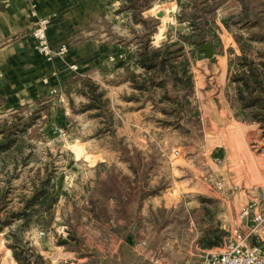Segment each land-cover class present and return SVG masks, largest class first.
Returning a JSON list of instances; mask_svg holds the SVG:
<instances>
[{
    "label": "rangeland",
    "instance_id": "rangeland-1",
    "mask_svg": "<svg viewBox=\"0 0 264 264\" xmlns=\"http://www.w3.org/2000/svg\"><path fill=\"white\" fill-rule=\"evenodd\" d=\"M167 1L139 0L137 5L143 17V11ZM175 1L176 19L168 26L165 38L158 39L156 34L161 27L157 13L143 17L144 25L104 21L98 30L106 33L105 41L131 43L136 49L146 39L151 47H159L192 29L202 31L217 54H225L222 103L217 101L219 92H213L211 98L204 92L211 90L209 74H203L195 89L199 80L195 75H201L193 61L189 69L193 88L188 100L195 113L193 109L173 111L176 104L153 107L139 95L138 106L146 104L148 110L134 122L138 126L133 122L128 126L133 132L138 129L135 139L127 131H119L125 122L122 114L128 108L126 104L103 97L107 102L102 107L87 109L86 103L71 99L69 87L63 89L69 98L66 105L59 102L58 90L51 89L50 101L43 98L15 111H0V123L33 116V123L18 137L20 149L0 157V205L7 191L6 207L0 208V226L3 219H10L0 229V264H20L14 251L27 264H52L46 252L53 251L55 245L74 252L66 253L68 256L61 257L58 264H82L71 262L69 257L74 254L86 258L85 264H153L151 256L198 264L205 252L219 250L230 231L237 228L229 227V209L235 220L241 207L255 200L251 198H257L264 207V120H250L252 110L240 109L237 82L232 81L242 72V53L255 63L264 60V0ZM192 19L196 28L191 27ZM114 29L121 34L113 33ZM191 49L185 45L188 56ZM258 69L264 73V69ZM79 78L80 88L89 99L87 82L91 78ZM124 79H128L127 73L117 81ZM73 84H78L77 79ZM101 91L105 94L97 85L95 94ZM221 107L223 116L217 113ZM94 136L101 139L115 162L96 165L99 178L91 190L84 183L90 176L82 158L101 156V151L95 153L89 145ZM47 172L51 174L49 191L54 202L46 211L33 213L23 227V219H12L10 213L22 206L23 199L32 193L33 182L37 184ZM219 181L222 190L216 189ZM142 185L155 194L140 198ZM131 200L135 204L130 207L126 202ZM45 241L50 242L49 249L43 246ZM207 241L217 243L210 246Z\"/></svg>",
    "mask_w": 264,
    "mask_h": 264
},
{
    "label": "crops",
    "instance_id": "crops-1",
    "mask_svg": "<svg viewBox=\"0 0 264 264\" xmlns=\"http://www.w3.org/2000/svg\"><path fill=\"white\" fill-rule=\"evenodd\" d=\"M30 1L0 0V111H15L25 104H36L37 101L43 98L46 101H50L53 98L50 96L51 89L58 90V95H60L59 102H63L66 105L69 102V98L63 94V89L66 87L72 89L71 99L88 104L89 99L85 96L86 92H82L84 89L80 88L79 82L81 80L79 77L85 75L91 78L99 88L101 87L105 90L103 97H107L116 104L124 103L128 106L127 110L122 114L125 122H122V127H119V131H127L128 135L135 139V136L138 135V129L133 132L128 126H131V122H137V118L141 114L146 113L148 107H145L146 104L138 106L140 103L136 100V97L140 94L131 87L128 79L117 81L127 72L143 73V69L134 63L135 45L105 41L108 38L106 33L98 30L100 23L104 21L113 25L124 21L133 22L131 12L124 9L127 1L32 0L35 4L36 16L31 14L32 6ZM158 1L161 0H152L150 3ZM168 5L173 6L171 9H164ZM177 7L175 0H168L161 5H154L142 12L143 17L151 16L160 11L163 12L159 19L161 27H158L156 33L158 39L165 38L168 26L175 22ZM153 8H156L157 11L153 12ZM40 16L51 17L48 29L49 42L53 48H57L62 44L66 45L67 53L64 57L54 56L51 60H46L33 49L31 30L35 19ZM180 25H184V23H178V26ZM112 32L121 34L119 30L115 29ZM213 59L215 61L211 62ZM225 59V54H217L213 50L205 58H200L195 62L197 67L195 71L201 75H195V78L199 79L196 81L195 89L200 86L198 81L202 80L203 74H209L211 90H209L210 92L207 90L204 92L210 94V98L213 96V92H219L217 101L221 103V91L226 77ZM70 65H76L77 69L71 70ZM76 79L78 81L77 85L73 84ZM112 81L116 82L112 83ZM231 111L229 107V114H231ZM223 112L225 110L222 107L217 111L220 116L225 115ZM213 114H215V111L211 115ZM135 124L138 126V123L133 125ZM92 139L89 140V145L93 146L95 153L101 151V156L95 158L92 155L82 158L90 176L84 183H87V187H90L91 190L95 179L99 178V174L96 172V165L103 161L108 163L115 162L112 157H109V150L101 145V139L96 138V136ZM78 148L81 147L79 146ZM262 150L264 153V147H262ZM123 169L128 172L126 167ZM82 191L84 192V190ZM251 199L258 201L257 198ZM258 204L261 206L259 201ZM244 206L237 213L235 220H233L229 209V227H237L246 231L249 217L240 215ZM42 244L44 247L50 248L47 245L50 244L49 241H45ZM258 244L264 249V242H259ZM51 248L53 251L46 252L41 250V252H46V256L50 258L52 264H58L57 262H59L61 257H67L66 253H74L62 250L64 245H55ZM69 258H71L72 263L76 261V263L85 264L86 260V258L81 256L75 257V254Z\"/></svg>",
    "mask_w": 264,
    "mask_h": 264
},
{
    "label": "trees",
    "instance_id": "trees-1",
    "mask_svg": "<svg viewBox=\"0 0 264 264\" xmlns=\"http://www.w3.org/2000/svg\"><path fill=\"white\" fill-rule=\"evenodd\" d=\"M126 1L127 4L124 8L131 12L132 21L144 25L146 20L140 14L142 10L141 7L137 5V1L139 0ZM193 18H195V15ZM193 20L194 19L191 20V27L196 28V23H194ZM206 24L212 26L208 20H206ZM205 38L206 35H204L202 31L199 30V32L196 33V31L192 29L190 33L179 35L177 40L164 43L159 47H151L150 44L147 43L148 39L142 41L140 46L136 49L134 63L143 69V73L136 74L134 72H127L131 87L137 90L141 97L151 102L153 107H156L158 104L166 103L168 105H177V108H172L173 111L183 109L192 110L193 108L188 100V94L193 88L192 76L189 70L190 66L193 61L207 55L204 45H209L215 50V47L209 42H206ZM185 45L192 48L190 56L184 51ZM239 59H241L244 64L241 67L242 72L238 73L232 80L233 82H237L236 98L239 101V107L242 110H252L251 112L253 113L249 117L250 120H264V116L262 115V110H264V95L261 94L264 91V78L262 77L264 73L258 71L260 67L264 69V60L255 63L248 59L245 53H242ZM87 86L90 93L89 103L85 106L87 109L91 107L100 108L102 103L107 102L106 100H102L104 95L102 91L95 94L97 88L95 83L89 80ZM169 91H175L178 95H171ZM160 110L164 114L167 113V111H164L165 109ZM193 112L195 113V110ZM32 123L33 116L25 120H23L22 117H17L13 121H10V123H8L7 120L0 123V157L14 149H20V146L17 145L18 137L22 133H25ZM126 152H128L127 149ZM134 154L140 157V152L134 150ZM23 162H26V157H24ZM129 168L136 174L137 171L131 164ZM50 180L51 174L47 172L43 178H38L37 184L33 182L31 195L27 199H23L22 206L17 211H12L10 213V218L23 219L22 225L26 227L33 213L39 214L49 209L54 202V198L49 191L51 187ZM139 190L140 198L155 194L153 191H146V187L143 185ZM6 194L7 191L2 197L3 201L0 205L2 209L6 207ZM126 203L131 207L135 204V201L131 200ZM37 204L41 207H36ZM9 220L10 219L7 218L3 219L0 229L3 225H8ZM216 243L217 241H209L207 245L211 246ZM13 255L20 264H27L26 259L24 257L21 258L15 251Z\"/></svg>",
    "mask_w": 264,
    "mask_h": 264
},
{
    "label": "built area",
    "instance_id": "built-area-1",
    "mask_svg": "<svg viewBox=\"0 0 264 264\" xmlns=\"http://www.w3.org/2000/svg\"><path fill=\"white\" fill-rule=\"evenodd\" d=\"M30 2L31 14L34 16L35 4L32 0ZM50 23V16L37 17L31 30L33 49L46 60H51L54 56L64 57L67 53V46L64 44L57 48L51 46L48 38ZM70 68L75 70L77 66L70 65ZM60 132L66 135L65 131ZM216 189L222 190L223 183L216 182ZM240 215L249 217L246 231L232 229L222 247L205 252L198 264H264V249L258 244L264 242V207L259 206L257 200H250L242 208ZM149 259L153 264H189L187 261H164L157 256H151Z\"/></svg>",
    "mask_w": 264,
    "mask_h": 264
},
{
    "label": "water",
    "instance_id": "water-1",
    "mask_svg": "<svg viewBox=\"0 0 264 264\" xmlns=\"http://www.w3.org/2000/svg\"><path fill=\"white\" fill-rule=\"evenodd\" d=\"M156 15H157V17H161L163 15V12L160 11ZM204 48L206 49L207 54H209L211 51H213V49L209 45H204Z\"/></svg>",
    "mask_w": 264,
    "mask_h": 264
}]
</instances>
